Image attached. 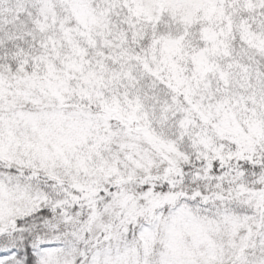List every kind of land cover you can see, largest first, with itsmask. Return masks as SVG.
Returning <instances> with one entry per match:
<instances>
[{"label": "snow or ice", "instance_id": "6c2138e0", "mask_svg": "<svg viewBox=\"0 0 264 264\" xmlns=\"http://www.w3.org/2000/svg\"><path fill=\"white\" fill-rule=\"evenodd\" d=\"M0 264H264V0H0Z\"/></svg>", "mask_w": 264, "mask_h": 264}]
</instances>
